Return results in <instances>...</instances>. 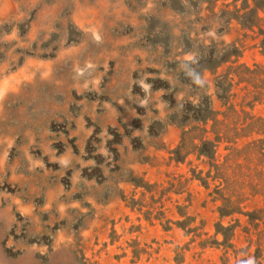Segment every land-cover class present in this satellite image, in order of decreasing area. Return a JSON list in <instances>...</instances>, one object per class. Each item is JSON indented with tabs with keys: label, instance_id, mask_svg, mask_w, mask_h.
<instances>
[{
	"label": "rangeland",
	"instance_id": "obj_1",
	"mask_svg": "<svg viewBox=\"0 0 264 264\" xmlns=\"http://www.w3.org/2000/svg\"><path fill=\"white\" fill-rule=\"evenodd\" d=\"M0 264H264V0H0Z\"/></svg>",
	"mask_w": 264,
	"mask_h": 264
},
{
	"label": "trees",
	"instance_id": "obj_2",
	"mask_svg": "<svg viewBox=\"0 0 264 264\" xmlns=\"http://www.w3.org/2000/svg\"><path fill=\"white\" fill-rule=\"evenodd\" d=\"M204 186H205V188H207V185L204 184ZM230 214H231V213H230ZM230 214H226V216H227V215H230ZM220 215L223 216L222 214H220Z\"/></svg>",
	"mask_w": 264,
	"mask_h": 264
}]
</instances>
